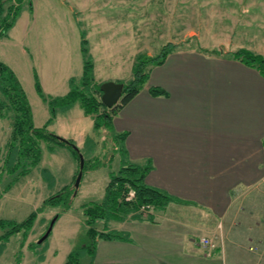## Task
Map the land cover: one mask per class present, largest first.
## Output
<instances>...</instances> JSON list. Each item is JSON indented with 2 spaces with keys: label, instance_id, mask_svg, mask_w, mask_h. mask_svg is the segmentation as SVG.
Wrapping results in <instances>:
<instances>
[{
  "label": "crops",
  "instance_id": "0c3cea01",
  "mask_svg": "<svg viewBox=\"0 0 264 264\" xmlns=\"http://www.w3.org/2000/svg\"><path fill=\"white\" fill-rule=\"evenodd\" d=\"M16 22L2 37L13 40ZM105 32L98 45L101 56L96 58L89 47L98 83L108 81L97 77L98 69L124 62L119 50L123 43ZM254 36L236 30L218 44L222 48L200 42L175 48L162 64L149 67L142 88L118 109L112 127L127 132L128 158L136 163L150 160L145 183L176 201L153 210L151 219L108 221L116 224L106 225L105 231L124 237L99 238L94 255L84 256L87 264H264V77L228 53L244 48L264 55L255 48ZM81 71L80 65L79 74L64 72V85L47 91L53 97L66 94L70 80L77 81ZM151 86L166 94L152 95ZM42 89L45 94L43 84ZM48 127L64 138H76L78 147L87 140L91 151L96 146L93 120L78 103L57 108ZM69 173L67 178L73 177L74 169ZM261 216L254 224L241 223L243 217ZM93 226L100 230L104 225ZM202 236L217 240L216 246L202 245ZM252 245L258 250H251Z\"/></svg>",
  "mask_w": 264,
  "mask_h": 264
},
{
  "label": "rangeland",
  "instance_id": "374dc122",
  "mask_svg": "<svg viewBox=\"0 0 264 264\" xmlns=\"http://www.w3.org/2000/svg\"><path fill=\"white\" fill-rule=\"evenodd\" d=\"M16 4L15 0H6L0 20L8 13L10 5ZM16 20L13 40L0 37V61L8 65L20 80L33 107L36 125L47 121L50 110L36 92L34 73L42 81L46 96L53 97L49 91L57 83H63L64 72L79 74V66L83 64L81 33L87 40L88 49L90 45L93 47L96 58L103 53L98 50L103 31L108 32L104 34L107 38L121 40L124 47L120 46L119 50L124 62H114L112 66L97 71V77L102 80L107 78L121 83L129 79L131 63L134 65L138 55L153 56L167 42L174 43L175 48L187 43L198 45L199 42L222 48L218 44L227 42L230 33L246 29L255 35V48L264 52V0H23ZM112 27L114 31L110 30ZM228 53L231 55V51ZM104 65L98 63V67ZM0 99L4 100L1 95ZM43 109L47 111L45 116ZM3 113H0V219L19 222L45 199L71 183L73 177L67 176L73 169L76 171L77 163L68 147L41 142L43 151L39 165L4 192L13 178L3 170V159L13 130V114L4 109ZM48 129L56 133L55 129ZM105 141L104 135L98 133L93 151L89 148L90 140L77 147L83 148L81 152L85 160L108 161L112 147ZM118 160L119 155L114 154L110 163L97 170H88L86 166L77 194L67 211L62 212V204L46 205L37 212L29 230L7 239L2 236L8 228H0V264H64L67 254L87 241L82 207L103 199L111 172L120 166ZM44 167L52 170L46 172ZM60 213L50 234L40 240L52 218ZM256 219H262V216L243 217L241 223L251 225ZM95 224L104 225L100 221ZM250 248L258 250L253 245ZM261 249L259 252L263 255ZM88 255L83 252L79 264H87L88 258L84 256Z\"/></svg>",
  "mask_w": 264,
  "mask_h": 264
},
{
  "label": "trees",
  "instance_id": "16d2710c",
  "mask_svg": "<svg viewBox=\"0 0 264 264\" xmlns=\"http://www.w3.org/2000/svg\"><path fill=\"white\" fill-rule=\"evenodd\" d=\"M5 1L0 0V12ZM15 1L17 4L10 5L8 13L0 20V37L5 36L7 31L14 25L21 10L23 0ZM81 36L82 72L77 81L70 80V88L66 94L46 97L38 76L34 73L36 92L47 103L50 110L49 118L39 127L34 125L30 102L20 80L8 65L0 61V95L4 99H0V113H3L4 109L5 112L11 111L13 114L11 140L8 151L3 159V170L13 175V178L3 191L6 192L20 177L31 173L39 165L43 151L41 142L52 145L55 143L61 147H68L77 163L71 183L45 199L40 206L30 212L23 220L17 222L0 219V228H8L2 236L3 238L7 239L10 235L29 230L37 212L42 211L46 205L57 206L62 204V212L67 211L71 206L72 199L77 194L78 188L75 187L74 182L77 173L80 171V155L83 156V154L73 140L64 138L47 128L50 120L54 118L57 108L65 109L78 103L83 113L92 118L94 130L104 135L105 144L111 143L112 151H110L111 155L108 157V161L98 158L89 161L83 158L82 174L86 166L88 170H97L110 163L114 154L119 155L120 166L117 171L111 172L105 186L103 199L98 203L87 204L82 207L84 223L87 225V241L77 249L70 251L64 264H79L78 260L83 252H87L90 256H93L99 238H123L124 235L121 232L105 231L108 221H121L126 218L151 219L153 210H162L169 202L176 201L175 197L166 191L145 183L144 178L152 167L150 160H146L143 163L130 161L124 143L127 132H115L112 127V118L118 109L136 95L148 79L149 67L162 64L167 54L174 50L176 45L167 42L153 56L138 55L132 67V78L128 82L123 83L119 101L109 108L100 100V83L96 82L94 78V64L89 54L87 40L83 37L82 33ZM205 51L217 53L216 50ZM231 55L244 64L254 67L264 77V56L262 54L241 48L231 52ZM149 91L152 95L166 94L165 90L156 86H151ZM44 170L47 172V169ZM130 192H133L132 196H129ZM60 216L61 213L56 214L52 218V220L54 219L53 222ZM97 221L103 222L104 226L102 230L98 231L93 227Z\"/></svg>",
  "mask_w": 264,
  "mask_h": 264
},
{
  "label": "water",
  "instance_id": "95a60500",
  "mask_svg": "<svg viewBox=\"0 0 264 264\" xmlns=\"http://www.w3.org/2000/svg\"><path fill=\"white\" fill-rule=\"evenodd\" d=\"M99 89L101 91L100 100L106 107L114 106L120 99L123 89V83L121 82H114V81H103L100 83ZM80 171L77 173L75 178L74 185L76 188L79 187V183L82 177V166H83V156L80 155ZM54 219L50 222L48 229L46 230L45 234L40 238H46L52 228Z\"/></svg>",
  "mask_w": 264,
  "mask_h": 264
},
{
  "label": "built area",
  "instance_id": "2783aa9c",
  "mask_svg": "<svg viewBox=\"0 0 264 264\" xmlns=\"http://www.w3.org/2000/svg\"><path fill=\"white\" fill-rule=\"evenodd\" d=\"M132 195H133V192H130L129 196H132ZM200 243L210 249H213L216 246L214 240L207 236L200 237Z\"/></svg>",
  "mask_w": 264,
  "mask_h": 264
}]
</instances>
